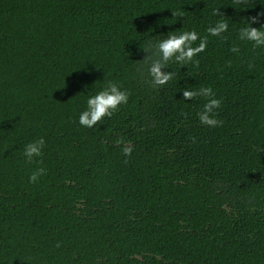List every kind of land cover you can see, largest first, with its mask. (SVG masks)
<instances>
[{
  "label": "trees",
  "instance_id": "obj_1",
  "mask_svg": "<svg viewBox=\"0 0 264 264\" xmlns=\"http://www.w3.org/2000/svg\"><path fill=\"white\" fill-rule=\"evenodd\" d=\"M258 13L264 0H0V264H264V48L239 38ZM192 30L205 50L153 85L143 49ZM109 82L127 104L82 127ZM201 87L216 127L205 97L183 99Z\"/></svg>",
  "mask_w": 264,
  "mask_h": 264
},
{
  "label": "clouds",
  "instance_id": "obj_2",
  "mask_svg": "<svg viewBox=\"0 0 264 264\" xmlns=\"http://www.w3.org/2000/svg\"><path fill=\"white\" fill-rule=\"evenodd\" d=\"M219 9L213 10V15H219ZM175 16H182L181 12L173 13ZM264 13H258L257 16L248 18V24L239 29V38L242 41L251 42L254 48H264V24L260 27H253L252 25L258 22V19ZM229 24L224 20H218L214 26L207 29V33L212 37H219L227 32ZM172 32L173 34H169ZM167 36H163L156 42H150L147 47L143 49L146 53L145 58L148 57L149 52L152 53L156 59H153L148 68V75L151 77V83L156 86L167 84L174 78L175 73L170 71H162L166 69L168 62L174 60L177 64L184 66L193 61V58L199 53L203 52L207 46V36H200L195 30L175 33L170 31ZM199 40L198 46L193 45ZM233 53H238L239 48L233 47ZM64 88V87H63ZM203 96L207 102L204 108L197 115L200 123L209 127H216L223 123L217 120L215 109L220 107L221 101L214 98L215 93L211 87H201L198 90H184L183 99L191 100L195 97ZM129 94L123 90L118 84L109 82L105 88L97 92L95 95L88 96L86 100V108L79 115V124L82 127L92 128L102 121L105 117H111L114 112L119 110L121 105L127 104ZM45 140L40 138L25 145L24 156L28 161L34 157L42 155ZM125 155L130 154L131 149L124 150ZM44 168H38L34 171L30 178V183L37 182L38 178L45 174Z\"/></svg>",
  "mask_w": 264,
  "mask_h": 264
},
{
  "label": "bare ground",
  "instance_id": "obj_3",
  "mask_svg": "<svg viewBox=\"0 0 264 264\" xmlns=\"http://www.w3.org/2000/svg\"><path fill=\"white\" fill-rule=\"evenodd\" d=\"M68 144V143H67Z\"/></svg>",
  "mask_w": 264,
  "mask_h": 264
}]
</instances>
